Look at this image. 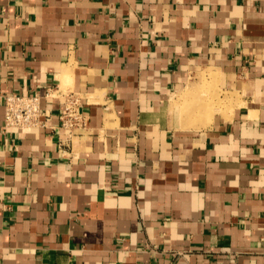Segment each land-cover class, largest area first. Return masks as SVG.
I'll list each match as a JSON object with an SVG mask.
<instances>
[{
  "label": "crops",
  "instance_id": "0c3cea01",
  "mask_svg": "<svg viewBox=\"0 0 264 264\" xmlns=\"http://www.w3.org/2000/svg\"><path fill=\"white\" fill-rule=\"evenodd\" d=\"M9 93L0 264H264V0H0Z\"/></svg>",
  "mask_w": 264,
  "mask_h": 264
},
{
  "label": "built area",
  "instance_id": "2783aa9c",
  "mask_svg": "<svg viewBox=\"0 0 264 264\" xmlns=\"http://www.w3.org/2000/svg\"><path fill=\"white\" fill-rule=\"evenodd\" d=\"M0 100L4 105L3 128L5 129L42 128L47 126L50 120L51 113L42 106L40 94H2ZM80 105L79 96L74 93L66 96V102L58 115L60 129L71 134L75 130L87 128L88 117L80 110Z\"/></svg>",
  "mask_w": 264,
  "mask_h": 264
},
{
  "label": "rangeland",
  "instance_id": "374dc122",
  "mask_svg": "<svg viewBox=\"0 0 264 264\" xmlns=\"http://www.w3.org/2000/svg\"><path fill=\"white\" fill-rule=\"evenodd\" d=\"M213 84V82H211V84H210V90L212 89L213 90V86L214 85H212Z\"/></svg>",
  "mask_w": 264,
  "mask_h": 264
}]
</instances>
